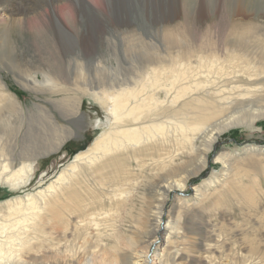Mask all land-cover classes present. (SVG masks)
Wrapping results in <instances>:
<instances>
[{
  "label": "bare ground",
  "instance_id": "1",
  "mask_svg": "<svg viewBox=\"0 0 264 264\" xmlns=\"http://www.w3.org/2000/svg\"><path fill=\"white\" fill-rule=\"evenodd\" d=\"M26 1L0 0V46L6 34L45 33L50 15L56 19L55 25H62L66 15L74 17L77 10L136 8L131 0ZM219 1L211 6L207 0H191L186 7L177 0L175 12L190 10L193 19L175 24L184 25L174 30L180 34L176 43L196 20L200 23L205 18L206 25H219L209 21L218 13ZM142 8L151 9L150 2L144 0ZM235 15V25H247L242 33L216 42L215 36L204 33L208 38L198 46L179 44L169 59L160 52L152 56L145 48L131 77L119 74L101 81L88 77L82 62L73 64L80 91L107 114L105 128L44 188L26 194L25 199L11 196L0 202V264H179L177 258L191 240L190 228L193 232L199 229V234L192 235H202L206 241L219 236L207 224L194 223L191 218L183 222L181 211L230 193V187L222 190L229 185L228 173L195 186L192 198H177L179 211L166 222L163 213L170 193L185 189L189 179L209 164L213 145L223 131L238 124L251 127L264 118V22L259 17L252 20L238 9ZM164 21L160 16V22ZM62 29L69 30L63 25ZM54 49L53 60L31 66L37 50L33 48V57L19 60L30 65L13 67L23 87L42 91L60 86L66 90L68 80H60L65 67L58 43ZM151 49L160 51L158 46ZM96 63L94 72L107 71L101 61ZM117 66L109 65V69ZM79 97L77 94L74 109L67 111L72 115L77 112ZM0 104L16 114H4L0 106V184L17 189L27 184L36 158L58 151L73 131L60 128L50 146L35 147L26 154L22 148L18 150L16 140L22 110L1 76ZM225 157L218 155L214 160L227 168ZM234 166L235 162L229 170ZM132 173L140 175L130 178ZM161 234L169 247L149 251ZM106 238L113 242L108 244ZM249 247L255 248L251 243ZM205 249L210 252L211 244H205ZM240 249H231L233 264L247 261Z\"/></svg>",
  "mask_w": 264,
  "mask_h": 264
},
{
  "label": "rangeland",
  "instance_id": "2",
  "mask_svg": "<svg viewBox=\"0 0 264 264\" xmlns=\"http://www.w3.org/2000/svg\"><path fill=\"white\" fill-rule=\"evenodd\" d=\"M28 1L32 3L35 0ZM147 1L150 2L151 9L142 8L144 0H131L136 8L84 13V9L77 10L74 17L66 15V20L62 23L69 29L68 31L62 29V25H55L56 19L50 15L51 23L45 25V33L37 34L28 30L22 35L6 34V40L0 46V76L6 82L10 94L18 100L22 110V118L17 117L22 123L20 133L16 137L18 150L22 148L28 154L29 149L50 146L60 128L70 127L73 134L58 151L36 158L33 174L27 184L17 189L0 184V202L11 196L25 199L26 194L44 188L55 179L76 152L86 149L104 130L107 114L96 100L80 91L78 83L80 77L76 76L73 68L75 62H82L88 77H97L101 81L119 74L131 77L140 66H137L138 62L143 60L145 48H149L148 54L152 56L160 52L169 59L179 44L198 46L208 38L204 33L210 38L215 36V42L242 33L247 25H235V19L238 18L235 15L236 9L243 11L252 20L259 17V21L264 22V0H228L229 2L221 0L218 3V13L213 14V18L209 20L210 22L214 20L219 25H206L208 23L205 18L200 19V23L196 20L195 25H187L188 31L182 33L180 42L176 43V38L180 34L174 30L184 25L175 24L192 20L191 11L175 12L177 0H145L146 3ZM179 1L186 7L191 3V0ZM207 1L211 6L214 3V0ZM159 7L163 10H158ZM160 16L164 22H160ZM1 36L2 34L0 39ZM253 42L257 45V42ZM57 43L65 67V71L60 73V80H68L65 84L66 90H62L60 86L42 91H31L23 87L19 83L20 79L14 75L13 67L17 65L23 69V64L30 65L20 63L19 60L33 57L31 55L33 48L37 50L31 60V66L44 59H55L54 47ZM155 46H158L160 51L151 49ZM78 49L82 51L79 52ZM96 60L101 61L107 71L94 72L97 68ZM117 63L115 69H109V65L112 67ZM77 94L80 95L78 108L72 115V112L67 111L74 109ZM262 104L264 105V102ZM0 106L4 114L16 115L3 104ZM258 120L251 127L238 124L223 131L213 145L209 156L210 162L206 168L195 177H191L185 189L177 193L171 192L167 198L164 205V222L179 211L177 198H192L195 186L208 180H215L223 173L229 174V185L222 190L230 187L232 189L230 193L214 196L187 212L181 211L183 222L191 218L194 223L207 224L211 233L214 235L219 232V236L206 241L202 235H192L199 234V229H195L194 233L190 228L191 240L186 244L183 254L177 258L178 263L233 264L231 249L237 252L241 247L240 250L247 258L244 264H264V118ZM218 155H225L230 166L235 162L233 169L229 170L230 166L226 168L220 161L214 160ZM137 174L132 173L130 178L138 176ZM47 216L52 217L50 214ZM227 223L230 225L226 226ZM105 240L108 244L113 242L109 238ZM207 243L211 244L210 252L205 249ZM249 243L255 248L251 249ZM166 245L164 235L161 234L155 245L148 250L157 251L169 247ZM192 256L194 258H191Z\"/></svg>",
  "mask_w": 264,
  "mask_h": 264
}]
</instances>
